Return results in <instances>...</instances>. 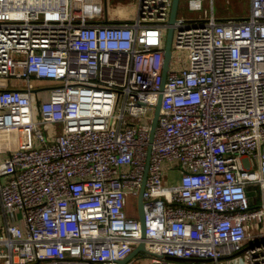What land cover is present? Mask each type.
<instances>
[{
	"label": "built area",
	"instance_id": "2783aa9c",
	"mask_svg": "<svg viewBox=\"0 0 264 264\" xmlns=\"http://www.w3.org/2000/svg\"><path fill=\"white\" fill-rule=\"evenodd\" d=\"M134 1L0 0V264H264V0L178 13L164 89L174 0Z\"/></svg>",
	"mask_w": 264,
	"mask_h": 264
},
{
	"label": "crops",
	"instance_id": "0c3cea01",
	"mask_svg": "<svg viewBox=\"0 0 264 264\" xmlns=\"http://www.w3.org/2000/svg\"><path fill=\"white\" fill-rule=\"evenodd\" d=\"M202 8L195 12L197 16L204 15L205 13L210 14L213 12L220 20H225L228 18H245L249 14L252 0H201ZM223 2L224 5H223ZM188 6V3H187ZM121 9V10H120ZM109 15L117 20L133 18L137 13V6L135 5L134 0H122V3L119 5L114 1L112 6L109 5L108 8ZM4 179V178H3ZM19 225L23 226L22 218L18 222ZM5 225V217L1 211L0 205V236L3 233V227Z\"/></svg>",
	"mask_w": 264,
	"mask_h": 264
},
{
	"label": "water",
	"instance_id": "95a60500",
	"mask_svg": "<svg viewBox=\"0 0 264 264\" xmlns=\"http://www.w3.org/2000/svg\"><path fill=\"white\" fill-rule=\"evenodd\" d=\"M181 3H182V0H174L173 1V6H172V10H171V19H170V25L171 27L169 28L168 30V33H167V40H166V46H165V63H164V80H163V85H162V88L165 84V81H166V78H167V75H168V72L170 71V65H171V60H172V56H173V52H172V46H173V42H174V28H173V25H175V22L177 21L178 19V13H179V9H180V6H181ZM164 89V88H163ZM162 99H163V93H161L159 95V100H158V103L155 105V108H156V112H155V116H154V119H153V126H152V132H151V142L153 143V139H154V135H155V132H156V129L158 127V120H159V117H160V112H161V104H162ZM150 151H151V147H150V150H149V155H150ZM148 160H149V156H148ZM148 166H149V161H148V164H147V170H146V173H145V180H144V185L142 187V190H141V193H140V200H139V213H140V219H141V222H142V231H143V239L145 240L147 234H146V231H145V218H146V213H144V210H143V204H144V201H143V191H144V188H145V183H146V176H147V171H148ZM136 250L131 253L127 259L125 260H122V261H119L118 264H127L130 260H132L133 258H135L136 256H138L139 254L141 253H145V252H148V250L145 248V243L144 241L135 248ZM170 260H184V259H178L176 257H168ZM184 261H187V260H184Z\"/></svg>",
	"mask_w": 264,
	"mask_h": 264
},
{
	"label": "rangeland",
	"instance_id": "374dc122",
	"mask_svg": "<svg viewBox=\"0 0 264 264\" xmlns=\"http://www.w3.org/2000/svg\"><path fill=\"white\" fill-rule=\"evenodd\" d=\"M114 1L116 3H118L119 5L122 3V0H110V3H109L110 6H112L114 4ZM224 1H226V0H224ZM187 3H188V0H182L181 6H180V9H179V15L180 16H183V17H185L187 19H193V17H197V14L195 12L192 13V12H190V10H188ZM224 3L225 2H223V5H224ZM238 19H241V18H238ZM167 33H168V31H165L164 32L165 40H166V38L168 36ZM145 121H147V120H145ZM10 148H11L10 146L7 147L8 151H9ZM178 176L179 175H178L177 172L170 173L169 176H168L169 179H170V182L169 183L170 184H176L178 182V180H179V177ZM130 209L132 211H134L135 209L137 210L138 209V202L137 201H133L131 203ZM139 257H140V261H141L140 264H145L146 259L148 257L146 255H144V254H141ZM171 264H186V262H184V261L179 262V261L171 260Z\"/></svg>",
	"mask_w": 264,
	"mask_h": 264
},
{
	"label": "bare ground",
	"instance_id": "6f19581e",
	"mask_svg": "<svg viewBox=\"0 0 264 264\" xmlns=\"http://www.w3.org/2000/svg\"><path fill=\"white\" fill-rule=\"evenodd\" d=\"M121 10V9H120Z\"/></svg>",
	"mask_w": 264,
	"mask_h": 264
}]
</instances>
